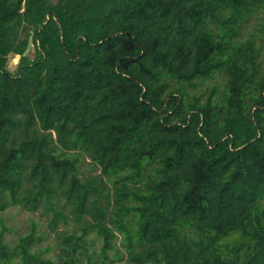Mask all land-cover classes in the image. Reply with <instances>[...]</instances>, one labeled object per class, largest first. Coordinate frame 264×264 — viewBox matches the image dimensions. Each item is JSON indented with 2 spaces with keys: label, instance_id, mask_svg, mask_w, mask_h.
I'll use <instances>...</instances> for the list:
<instances>
[{
  "label": "trees",
  "instance_id": "1",
  "mask_svg": "<svg viewBox=\"0 0 264 264\" xmlns=\"http://www.w3.org/2000/svg\"><path fill=\"white\" fill-rule=\"evenodd\" d=\"M11 207L0 264H264V0H0Z\"/></svg>",
  "mask_w": 264,
  "mask_h": 264
},
{
  "label": "rangeland",
  "instance_id": "2",
  "mask_svg": "<svg viewBox=\"0 0 264 264\" xmlns=\"http://www.w3.org/2000/svg\"><path fill=\"white\" fill-rule=\"evenodd\" d=\"M245 35L247 33L245 32ZM28 54L32 56L34 54L33 47H30ZM16 62L17 57L10 59L7 70L13 73L16 69ZM84 169V166H83ZM87 173V170H84ZM49 215L40 214L39 211L37 212H28L26 210L19 209L17 207H11L4 212L0 213V219H3L6 226L8 227V232L6 233L5 239L9 240L10 242L15 241L16 237L21 234H25L29 230L30 223L35 221L39 223V231L49 232L47 227V218ZM62 225V224H61ZM60 225V228L62 226ZM67 228H71V221L66 224ZM53 234H49L43 241L42 245L51 244L53 241ZM98 246V244H96ZM55 251V250H54ZM12 264H19L18 262H14Z\"/></svg>",
  "mask_w": 264,
  "mask_h": 264
}]
</instances>
